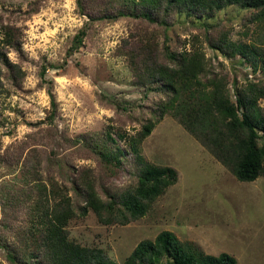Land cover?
Masks as SVG:
<instances>
[{
  "label": "rangeland",
  "instance_id": "1",
  "mask_svg": "<svg viewBox=\"0 0 264 264\" xmlns=\"http://www.w3.org/2000/svg\"><path fill=\"white\" fill-rule=\"evenodd\" d=\"M88 21L77 0H0V39L4 27L13 26L21 41L18 48L6 47L7 64L0 62V264H17L7 259L8 251L18 243L11 229L20 227L25 215L15 220L6 215L12 213L10 191L18 196L24 190L22 167L27 157L36 155L43 166L41 174L58 185L80 173L111 189L133 180L129 162L113 168L84 146L63 141L64 136L106 137L113 129V137L125 147L115 131L138 132L140 121L150 116L158 97L134 84L127 57L120 53L123 40L137 30L144 33L147 26L127 17L96 22L80 50L68 57L74 36ZM207 22L227 26L233 41L264 54V24L249 22L245 10L227 6ZM198 27L195 18L178 15L169 29L172 48L199 47L208 59L209 71L227 73L239 83L262 78L260 72L254 74L249 65L238 62L239 56L228 59L211 51ZM157 40L162 45L160 33ZM65 62L63 68L58 67ZM8 65L18 68L17 79ZM43 65L59 107L54 125L46 122L51 96L41 82ZM184 105L165 115L141 145L148 162L175 168L178 182L144 217L127 225L102 224L92 210L83 218H72L67 226L70 238L85 246L101 247L124 264L140 241L154 240L168 230L196 251L212 255L227 252L238 264H264V174L252 182L239 181L209 140L215 137L210 125L199 118L194 132L186 126ZM259 105L264 113V98ZM32 204L26 202L23 207ZM5 220L10 230L3 225Z\"/></svg>",
  "mask_w": 264,
  "mask_h": 264
},
{
  "label": "trees",
  "instance_id": "2",
  "mask_svg": "<svg viewBox=\"0 0 264 264\" xmlns=\"http://www.w3.org/2000/svg\"><path fill=\"white\" fill-rule=\"evenodd\" d=\"M77 4L89 21L74 36L67 56L80 50L90 26L96 22L137 19L147 26L145 32L140 33V29L124 39L120 53L127 57L134 84L148 88L158 97L150 116L140 121L138 132L115 131L125 147L113 137V129L106 132V137L95 134L63 137L65 143L84 146L104 165L119 168L123 162H129L133 180L125 186L111 189L101 181L98 186L94 179L81 173L58 185L41 174L43 166L36 155L24 160V190L18 196L14 190L10 191L12 213L6 212V217L12 220L25 215L20 227L11 229L18 238L7 255L12 263L119 264L103 248L71 239L67 226L72 218H83L90 210L102 224L127 225L144 217L153 203L178 182L176 169L148 162L141 145L164 116L181 104H185L184 122L191 131L194 132V122L199 118L204 125H210L215 137L209 140L215 143L220 152L217 155L231 166L239 181L252 182L264 174V113L259 105L264 98V54L249 44L233 41L227 26L207 22L225 7L235 6L246 11L249 22L264 24V0H77ZM178 15L195 18L211 51L228 59L239 56L238 62L249 65L254 74L260 72L262 78L239 83L236 78L229 79L227 73L209 71L208 59L199 47L174 50L169 43V29ZM16 31L13 26L4 27L0 62L7 64L6 47L20 46ZM159 33L162 45L157 40ZM64 64L58 67L63 68ZM8 66L17 79L18 68ZM40 77L51 96L46 122L54 125L59 107L46 65L41 67ZM48 160L51 161L50 156ZM30 201L33 204L26 210L23 205ZM3 222L10 230L8 221ZM124 264H238V260L227 252L212 255L196 251L172 231L164 230L154 240L140 241Z\"/></svg>",
  "mask_w": 264,
  "mask_h": 264
}]
</instances>
